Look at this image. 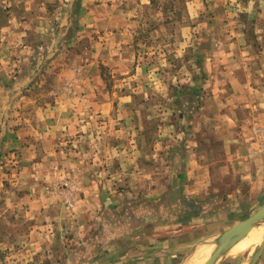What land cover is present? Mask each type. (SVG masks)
I'll return each instance as SVG.
<instances>
[{
	"label": "rangeland",
	"instance_id": "1",
	"mask_svg": "<svg viewBox=\"0 0 264 264\" xmlns=\"http://www.w3.org/2000/svg\"><path fill=\"white\" fill-rule=\"evenodd\" d=\"M257 5H262L261 15L226 13L229 22L245 30L247 43L236 45L222 43L221 30L209 26L212 12L205 0H0V133H17L20 127L29 135L38 133L39 150L33 160L43 158L50 147L77 153L84 148L74 163L94 166L101 158L111 163L109 149L117 141L127 146L121 137L133 132L135 145L152 146L170 117L198 112L191 106L182 108L180 101L214 95L206 72L212 67L211 55L223 49L263 53L264 4ZM260 70L247 81L263 85ZM195 85L200 88L197 94ZM46 134L47 146L41 148ZM61 157L66 161V155ZM81 180V174L73 177L67 172L49 189L60 202L54 208L29 201L17 209L1 192L0 248L5 251L12 245V264H106L105 259L90 260L80 252L73 260L69 248L73 240L68 237V211L81 192ZM58 212L63 250L55 263L50 238L39 246V227L44 219L59 217ZM256 241L232 254L252 248L255 254L260 242ZM4 251L0 264H8Z\"/></svg>",
	"mask_w": 264,
	"mask_h": 264
},
{
	"label": "crops",
	"instance_id": "2",
	"mask_svg": "<svg viewBox=\"0 0 264 264\" xmlns=\"http://www.w3.org/2000/svg\"><path fill=\"white\" fill-rule=\"evenodd\" d=\"M205 2L212 12L209 26L221 30L222 43L236 45L247 43L245 30L229 22L226 13L248 12L252 17V13L260 14L262 5L257 4H264V0ZM246 50L223 49L211 55L212 67L206 72L215 96L180 101L182 108L191 106L198 112L170 117L155 134L152 146L135 145L137 133L122 136L127 146L115 142L109 149L114 160L108 164L103 158L98 166L74 163L76 156L86 152L84 148L77 153L50 147L41 153L43 158L33 160L39 150V134L29 135L21 127L17 133L4 130L0 133V194L10 196L11 206L17 209L29 201L54 208L60 202L49 189L67 172L73 177L81 174V192L68 211L73 260L80 252L90 260L105 259L106 264H183L196 246L210 238L215 242L264 205V137L260 135L264 130V84L247 81L253 72L262 69L260 74L264 73V51ZM193 89L196 94L200 90L196 85ZM231 89L235 95L230 94ZM48 136H41L45 138L41 148L47 146ZM53 216L39 227V246L50 238L51 259L57 263L63 250V222L60 216ZM256 226L253 231L258 235ZM6 248H0V256L3 251L8 253L5 259L12 264L13 247ZM253 251L227 255L221 264H248ZM257 264H264V250Z\"/></svg>",
	"mask_w": 264,
	"mask_h": 264
},
{
	"label": "bare ground",
	"instance_id": "3",
	"mask_svg": "<svg viewBox=\"0 0 264 264\" xmlns=\"http://www.w3.org/2000/svg\"><path fill=\"white\" fill-rule=\"evenodd\" d=\"M256 227L259 228L258 235H255L254 233L248 234L236 244L217 247L212 245L215 238L208 239V242L199 245L195 250H193V252L189 254L185 260V264H221L227 255L232 254V251L239 248H245L255 242L256 239V242H259L260 239V243L262 242L264 237V223H260V225ZM254 228L251 231H253Z\"/></svg>",
	"mask_w": 264,
	"mask_h": 264
},
{
	"label": "water",
	"instance_id": "4",
	"mask_svg": "<svg viewBox=\"0 0 264 264\" xmlns=\"http://www.w3.org/2000/svg\"><path fill=\"white\" fill-rule=\"evenodd\" d=\"M260 223H264V205L251 218H249L248 220L237 225L230 232H227V233H224L223 235H221L214 242V244L218 245L217 247H222L224 245H230V244H236L239 240H241L245 236H247L249 234V232L256 225H259ZM196 248H197V246L195 247V249ZM263 250H264V237H263V240L258 247L257 252L251 257L248 264H255L257 262V260L259 259ZM183 264H185V262Z\"/></svg>",
	"mask_w": 264,
	"mask_h": 264
},
{
	"label": "built area",
	"instance_id": "5",
	"mask_svg": "<svg viewBox=\"0 0 264 264\" xmlns=\"http://www.w3.org/2000/svg\"><path fill=\"white\" fill-rule=\"evenodd\" d=\"M260 135L264 137V131L261 130Z\"/></svg>",
	"mask_w": 264,
	"mask_h": 264
}]
</instances>
